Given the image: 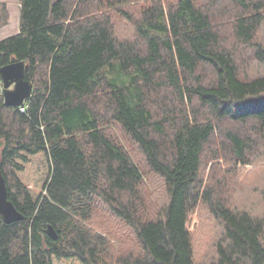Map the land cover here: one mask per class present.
Wrapping results in <instances>:
<instances>
[{"label": "trees", "instance_id": "trees-1", "mask_svg": "<svg viewBox=\"0 0 264 264\" xmlns=\"http://www.w3.org/2000/svg\"><path fill=\"white\" fill-rule=\"evenodd\" d=\"M20 10L0 70L24 61L33 91L7 106L0 74V169L23 220L0 218V264H264V212L232 206L229 186L202 175L217 136L213 161L245 167L264 147V0H21ZM9 18L0 5V30ZM257 196L264 204V187ZM202 209L220 229L209 263L191 228Z\"/></svg>", "mask_w": 264, "mask_h": 264}, {"label": "rangeland", "instance_id": "rangeland-1", "mask_svg": "<svg viewBox=\"0 0 264 264\" xmlns=\"http://www.w3.org/2000/svg\"><path fill=\"white\" fill-rule=\"evenodd\" d=\"M0 5H5L9 11V23L0 30V41L19 33L21 0H0ZM117 31L120 34L128 32L125 26L117 21ZM127 36V35H125ZM3 86V85H2ZM119 139H124L119 128L113 129ZM126 141V140H125ZM220 144V137L206 148L202 164V175L213 186L227 184L229 192H240V195L225 194L224 199L232 206L240 209H248L259 213L264 212V204L259 201L257 192L264 187V147L258 150L257 155L251 158V165L240 167L233 165L224 158L223 153L218 155L217 161H213V154ZM149 185L155 186L157 191L161 188V182L150 177ZM153 191V192H154ZM228 192V191H227ZM228 192V193H229ZM101 222V224H98ZM99 229L109 228L102 220H95V226ZM115 225L114 228H117ZM191 228L194 236L195 257L198 261L209 263L214 259V242L219 236L220 229L217 222L210 216L207 210H198L191 219ZM123 236V233H122ZM121 233L114 234V252L117 254L122 249Z\"/></svg>", "mask_w": 264, "mask_h": 264}, {"label": "water", "instance_id": "water-1", "mask_svg": "<svg viewBox=\"0 0 264 264\" xmlns=\"http://www.w3.org/2000/svg\"><path fill=\"white\" fill-rule=\"evenodd\" d=\"M28 65L16 58L0 70L4 90L5 104L12 107H22L29 99L33 91V84L27 79ZM0 218L6 224H12L23 220V215L18 211L14 203L9 199V190L3 171L0 169ZM47 234L58 240L56 230L49 226Z\"/></svg>", "mask_w": 264, "mask_h": 264}]
</instances>
